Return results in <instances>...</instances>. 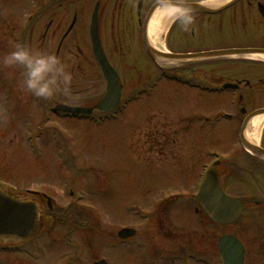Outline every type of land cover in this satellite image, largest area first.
<instances>
[{"label": "rangeland", "instance_id": "374dc122", "mask_svg": "<svg viewBox=\"0 0 264 264\" xmlns=\"http://www.w3.org/2000/svg\"><path fill=\"white\" fill-rule=\"evenodd\" d=\"M39 6L38 0H0V57L20 40L56 54L58 35H50L42 43L52 14L37 15L19 38L27 16ZM54 16L56 24L65 23L64 34L73 14ZM78 17L76 29L61 51L63 57L67 47L76 44L83 50L81 59L71 58L74 80L69 96L37 103L35 97L21 91L19 68L0 67V178L23 193L38 190L58 202L57 217L47 220L43 235L27 244L38 260L27 259L23 253H0V264H93L104 258L109 264H180L169 262L178 257L175 253L180 250L172 249L180 241L187 242L186 248L194 249V255H201L206 264H222L215 247L221 229L208 217L198 222L192 205L187 210L181 206L192 202L210 153L231 156L234 127L217 122V117L232 112L233 92L199 94L168 82L164 87H151L150 96L142 95L141 101L130 103L118 119L97 122L45 113L61 97L84 105L96 102L105 92L88 31L87 41L72 42L76 32L87 29L88 14ZM120 68L127 82L131 81L126 91L131 90L136 85L134 73L124 65ZM30 139L34 140L32 147ZM223 182L227 192L236 183ZM68 189L83 194L84 201L76 200L66 208ZM147 216H153L150 223ZM123 227L138 232L125 245L117 236ZM190 258L191 264H204L197 257L195 261Z\"/></svg>", "mask_w": 264, "mask_h": 264}, {"label": "flooded vegetation", "instance_id": "af4514ba", "mask_svg": "<svg viewBox=\"0 0 264 264\" xmlns=\"http://www.w3.org/2000/svg\"><path fill=\"white\" fill-rule=\"evenodd\" d=\"M227 1L169 0L170 3L182 4L183 6L197 3L220 6L223 2ZM97 3L99 4V26L102 46L110 63L119 74L123 98L127 95L137 98L138 94V100L135 99L134 101V103H137L142 99L141 92L146 91L148 95H151V87H164L168 82L177 84L178 82L172 79L178 77L181 78L183 82L182 86L185 89L199 94L223 95L225 92L231 90L239 94L238 102L233 107L231 106L232 112H226V119L222 120V122H228L229 128L234 127L233 131L236 138L231 150V156L227 159V162H221L215 168L217 172L216 176L225 190L227 186L223 182L224 180L232 183L236 182L228 193L233 197L241 198L240 201H242L243 206L238 218L230 223L221 224L211 219L204 210L203 205L196 200L195 202L192 201L194 205L191 204L192 202L190 204L186 202L180 206L186 207L185 210H187L192 205L190 209H193L198 222L203 223V218L208 217L217 226V229H221L215 237V247L218 252L220 237L226 234L232 235L244 247V264H247L248 260L249 264H264V158L247 151L240 142L239 134L247 117L256 110L264 109V60L217 57L174 67L173 65H160L157 63L146 46L147 43L158 53H167L169 55L248 48L264 50V0H236L229 7L215 13L194 12L197 20L193 28L189 31H183L176 24H171L166 34L159 38L158 45H154L152 42L150 34L151 25L144 32V24L148 16L153 13L152 10L154 8L162 9L165 0H38V4H41V6L37 7V12L31 20L33 21L40 13L47 12V14L53 15L48 24L45 25L42 33V43L50 35L55 37L58 35L59 46L56 54L62 57V47L67 42V39L70 36L72 37L79 19L78 16L85 13L88 16L92 15ZM62 13L73 14L72 22L64 34H62V25L65 23L60 24L58 22L56 24L54 16L58 17ZM89 24L87 23L86 32L82 28L80 34L76 32L75 36H73L75 40H72V38L70 40L74 43H76V40L84 42L87 39V31L89 33ZM29 25L25 24V29L24 27L21 29L24 31L21 32L20 39L25 35V31ZM19 42L25 43L22 40ZM66 50H68V54L63 55V57L68 56L70 58L81 59L83 55L81 46H77V44L75 48L69 46ZM92 58L94 59V56ZM87 59L92 61L90 58ZM120 65L132 69L131 72L134 73V76H132L133 85H136L131 90L126 91L127 83L131 84V81L127 82L125 77H123ZM177 68L180 71L173 70ZM164 72L168 76H164ZM104 81L106 92L107 82L105 78ZM227 84H233L236 87L221 92L223 86ZM209 88H212L215 93H208ZM102 97L103 95L96 102H87L84 105L81 103H71L70 101L65 102L67 99L61 97L62 100L54 102L53 106L65 104L76 107L95 108ZM92 114L93 116L96 114L102 116L97 109ZM57 115L59 117H68L61 112H57ZM219 120L218 117L217 121L220 122ZM168 124L167 122L164 123L166 127H171ZM259 144L264 149V132L260 137ZM226 164L228 167L225 169L224 165ZM219 169L224 170V173L218 172ZM235 186L242 189H237ZM36 199L43 206L46 219L57 217V201L53 200L51 202L53 207H50L45 194L36 196ZM166 204L167 202L163 205ZM81 213L79 212V214ZM223 228H227V230L223 232ZM42 235L40 234L39 237ZM186 247L187 242L185 241H180L174 245L173 252L177 249L180 252L175 253L178 256L176 259L168 261L171 263L180 262L188 260L190 256H192V260H195L194 257L202 260L203 257L201 255H194V249H187ZM157 249L159 248L157 247ZM2 253H23L27 259L30 258L32 261L38 260L36 259L38 258L37 253H33L27 245H23L16 250L3 251Z\"/></svg>", "mask_w": 264, "mask_h": 264}, {"label": "water", "instance_id": "95a60500", "mask_svg": "<svg viewBox=\"0 0 264 264\" xmlns=\"http://www.w3.org/2000/svg\"><path fill=\"white\" fill-rule=\"evenodd\" d=\"M234 3V1L232 2ZM230 5V4H229ZM184 7L191 8L193 11H203L214 13L219 11L221 8H212L200 4H190ZM155 10V9H154ZM153 10V11H154ZM152 14L149 15L151 17ZM149 19V18H148ZM147 23L145 24L146 31ZM91 37L93 44V51L95 59L101 67L105 78L108 82L107 94L96 106L101 111L108 112L115 110L120 98L122 87L119 83V76L116 70L109 63L104 50L102 48L100 35H99V21H98V5L95 9L91 25ZM149 52L153 57L166 56L171 61H177V63H186L191 61H198L200 59L214 57L218 55H241V54H253L263 53V50H229V51H217L203 54H185V55H160L151 47H148ZM55 110L73 114H86L91 113L93 109H80L74 107H68L59 105L55 107ZM264 110H260L254 113L253 116L263 114ZM247 121L242 129V143L254 153L264 155V150L260 149L244 136V128L246 127ZM220 196L219 210L213 205V197ZM198 199H200L208 211L209 215L220 221L221 223H228L235 219L236 213L233 211L232 198L228 196L224 190L220 187L216 176L213 173H209L206 181L204 182ZM206 200H210L208 203ZM232 217V218H231ZM44 228V216L41 205L34 200H26L20 197L15 192L4 189L0 186V243H22L28 241L35 236L39 235ZM136 233L133 229H123L119 232V236L122 239H127ZM220 254L223 260V264H243L244 263V249L235 244V242L229 238L224 237L220 245ZM94 264H107L105 260L95 262Z\"/></svg>", "mask_w": 264, "mask_h": 264}, {"label": "clouds", "instance_id": "9594fccd", "mask_svg": "<svg viewBox=\"0 0 264 264\" xmlns=\"http://www.w3.org/2000/svg\"><path fill=\"white\" fill-rule=\"evenodd\" d=\"M162 10L168 23L176 24L183 31H189L196 24L193 10L182 4L165 0ZM70 65L71 58L68 56L61 57L52 51L20 42L13 43L12 50L0 57V67L21 70V91L38 100L71 94L74 77Z\"/></svg>", "mask_w": 264, "mask_h": 264}, {"label": "bare ground", "instance_id": "6f19581e", "mask_svg": "<svg viewBox=\"0 0 264 264\" xmlns=\"http://www.w3.org/2000/svg\"><path fill=\"white\" fill-rule=\"evenodd\" d=\"M168 21L165 19V13L161 9L157 11L153 16L152 21L150 23V34L151 39L154 45H158V40L162 34H165L169 25ZM254 57L264 58V55H256ZM177 62V61H172ZM264 129V114L256 116L253 121L250 123V130L246 133L247 139L254 142H259L261 133Z\"/></svg>", "mask_w": 264, "mask_h": 264}]
</instances>
